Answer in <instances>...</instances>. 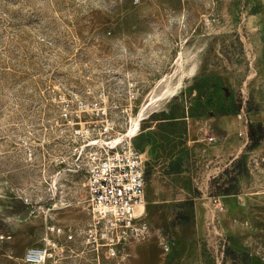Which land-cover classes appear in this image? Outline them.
Returning a JSON list of instances; mask_svg holds the SVG:
<instances>
[{"label": "rangeland", "instance_id": "374dc122", "mask_svg": "<svg viewBox=\"0 0 264 264\" xmlns=\"http://www.w3.org/2000/svg\"><path fill=\"white\" fill-rule=\"evenodd\" d=\"M113 74L141 86L116 136L144 160L149 231L115 256L77 236L60 264H264V140L228 152L264 126V0H0V264H28L47 222L91 224L81 102Z\"/></svg>", "mask_w": 264, "mask_h": 264}, {"label": "built area", "instance_id": "2783aa9c", "mask_svg": "<svg viewBox=\"0 0 264 264\" xmlns=\"http://www.w3.org/2000/svg\"><path fill=\"white\" fill-rule=\"evenodd\" d=\"M140 93L141 86L133 76L113 74L109 75L108 84L103 86L98 98L88 104L81 102L97 118L87 121L88 125L79 131L97 136L100 141L96 145L99 155L93 156L89 164L91 224L75 231L47 222L42 243L26 249V263L60 264L74 251L72 243L77 236L86 240L97 253L105 250L110 256L117 255L119 244L146 237L148 226L136 214L137 208L146 203L145 163L131 138L119 140L116 136L132 122ZM68 106L65 101V117ZM209 140L213 141L215 137L210 136ZM212 208L215 212L225 209L220 196L212 198Z\"/></svg>", "mask_w": 264, "mask_h": 264}, {"label": "crops", "instance_id": "0c3cea01", "mask_svg": "<svg viewBox=\"0 0 264 264\" xmlns=\"http://www.w3.org/2000/svg\"><path fill=\"white\" fill-rule=\"evenodd\" d=\"M237 119H235L234 117H230V116H225L224 119H222L221 121H219V125L222 128V132H225L226 129H230L231 127L235 126L237 124ZM250 122H253V119H250ZM243 136L241 137V139H239L237 142H235L233 144V142L231 143V150L228 152L232 153V159H234L236 157V154L238 152H244L245 149L247 148V144L249 142V137H248V122L246 124L242 123V126L239 130ZM226 197V196H223ZM195 206L198 207V203H195Z\"/></svg>", "mask_w": 264, "mask_h": 264}, {"label": "trees", "instance_id": "16d2710c", "mask_svg": "<svg viewBox=\"0 0 264 264\" xmlns=\"http://www.w3.org/2000/svg\"><path fill=\"white\" fill-rule=\"evenodd\" d=\"M248 137L250 139V148L258 146L262 140H264V126L261 122L259 123H248ZM229 193V188L225 189V194Z\"/></svg>", "mask_w": 264, "mask_h": 264}, {"label": "bare ground", "instance_id": "6f19581e", "mask_svg": "<svg viewBox=\"0 0 264 264\" xmlns=\"http://www.w3.org/2000/svg\"><path fill=\"white\" fill-rule=\"evenodd\" d=\"M130 136V133H129V131L128 132H126V133H124V136L123 137H129ZM123 137H121L122 139H124ZM118 139H119V137H118ZM120 140V139H119Z\"/></svg>", "mask_w": 264, "mask_h": 264}]
</instances>
